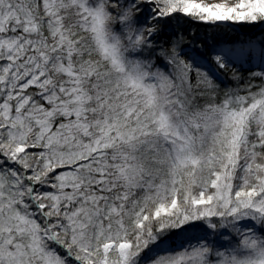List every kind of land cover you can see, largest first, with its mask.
<instances>
[{
  "label": "trees",
  "instance_id": "1",
  "mask_svg": "<svg viewBox=\"0 0 264 264\" xmlns=\"http://www.w3.org/2000/svg\"><path fill=\"white\" fill-rule=\"evenodd\" d=\"M153 2L0 0V150L10 141L24 146L13 160L0 153V178L15 194L12 213L27 218L22 225L13 219L5 235L26 243L38 231L41 242L36 252L23 250L22 264H41L45 251L62 264H101L103 245L121 240L130 245L125 264H171L169 256L177 252L184 256L176 264H264V212L251 211L264 206V186L252 173L232 197L214 192L210 219L194 218L188 202L215 190L210 172L219 170L233 145L203 142L201 162L184 167L174 181L168 171L178 141L164 136L155 121L138 127L143 114L136 119L132 108H141L145 95L126 79L136 71L148 82L156 83L150 79L157 74L168 79L170 86L157 91L167 92L165 107L187 123L192 111L212 112L227 102L237 107L239 98L249 104L264 95V65L250 50L237 60L223 54L222 46L232 48L262 19L240 24L238 31L200 15L170 12L186 2ZM97 8L121 64L112 65L94 41L88 12ZM259 33L264 45V27ZM71 62L82 66L75 69L82 72L78 82L66 74ZM13 126L22 132L17 140L9 135ZM249 130L248 140L258 141L261 128ZM256 148L246 146L239 158ZM176 189V213L156 215L157 204ZM245 190L251 207L236 199ZM235 214L249 222H233ZM80 218L87 221L78 224ZM80 225L92 236L100 228L90 238L91 250L77 245Z\"/></svg>",
  "mask_w": 264,
  "mask_h": 264
},
{
  "label": "rangeland",
  "instance_id": "2",
  "mask_svg": "<svg viewBox=\"0 0 264 264\" xmlns=\"http://www.w3.org/2000/svg\"><path fill=\"white\" fill-rule=\"evenodd\" d=\"M145 1L153 2V0ZM176 1H180L181 3L186 2V4L177 10L171 9L170 12L179 11L185 15H200L203 16V20L205 21L222 23L238 31L240 30V24L251 26L257 24L258 19H262L261 24L251 35L244 36L243 40L232 43V48H230L229 44H225L222 46V52L223 54L227 53L231 58L243 60L247 51L250 50L254 55L255 62L264 65V45L260 41L262 36L259 33V29L264 27V0ZM88 13L91 19V24L88 27L94 33V41L100 48L102 56H108L112 65L121 64L116 45L110 39L109 32H106L102 24L103 21L100 9L97 8ZM255 34L258 35L254 38ZM77 67L79 66L74 67L72 62L66 67V74L70 76V79L73 82H78L77 78L82 75V72L78 73V71L75 70ZM175 78H178L176 74ZM126 79L129 87H132L135 92H142L145 95V102L142 107L137 109V105H133L135 108H132L138 113L136 119L143 114L141 119L139 118L138 127L144 125V123L149 124L151 121H155V126L160 129L164 136H168L172 141H178L172 147V153L170 155L172 170L168 171V173L172 175L174 181L178 179V176L181 174L184 167L201 162L202 159L200 158V155H198V152L201 150V146L199 145H202L203 142L208 141L209 143H212L215 141H224L227 146L231 147V145H233V150H230V152L228 149H225V151H227L226 153L224 152L225 157L219 165V170L215 172H212L211 170L210 172V176L212 177L211 187L215 190L208 193L207 196H200L202 199L192 197L191 201L188 202V204H190V212L192 211L191 213H193L194 218L200 219V217H203L206 221L210 219L207 216H211L215 210L211 209L208 203L214 200V192L216 193L215 196L228 199L232 197L233 192H235L233 190L237 189V187L247 185L248 182H246V177L250 178L249 176L252 173L254 177L257 178L256 180L261 183V186H264V95L252 99L249 104L244 106L242 105L244 100L239 98L237 101L240 105L236 103V105H238L237 107L232 106V104L227 102L212 112H203L201 110L192 111L191 113H194V115H191L192 119L187 123L175 115L173 108L165 107V95L167 92L166 94L164 93L160 95L157 91V86H164L165 88L170 86V81L168 79L157 74L150 79V81H156V83L148 82L144 79V75L138 71L127 74ZM82 102H84V100L80 101V103ZM252 125L259 126L261 131H263L259 136L258 141L248 140L249 134L251 133L249 126ZM17 126H20V123H18ZM108 126L109 125L107 124V126L105 125L104 127L107 128ZM107 132L108 129L105 130V133ZM19 133H22L20 128L13 126V128L10 129L9 135L14 136L17 140L16 137H18ZM223 135H225V138ZM114 136H116V134ZM103 137L104 136H102V138ZM101 141L108 143V145L113 143L111 139L107 140L103 138ZM18 142L19 141H10L11 146H8L4 151L0 150L1 156L13 160L15 154L24 147L21 144H15ZM253 145H257V148L249 156L248 153L243 155V157H247V165L243 166L245 168L241 170L242 161L240 160L243 157L239 158V151L244 150L246 146ZM117 151L116 153H118ZM240 179H243V182H241ZM250 179H252V176ZM11 190L12 187H8L4 180L0 178V264H22L21 256L26 247L33 252H36L41 247V242L38 238V231H35L30 235L26 243L21 240L13 241L10 236L5 235L8 233L13 219H16V224L21 225L25 224L27 219L23 214L14 215L12 213V211H14L12 207L15 194L11 192ZM177 190L178 189L174 191V194L171 195V197L166 198L162 203L157 204L155 209L156 215L176 213V210L179 207L178 198L180 196L178 195L179 193ZM245 191L246 193L243 195L239 194L236 199L240 201L241 205L250 206L253 201L244 197L250 194L249 192L247 193V190ZM249 200H251V202H249ZM256 210L264 212V206L255 205L251 208V211ZM262 212L257 211V218H259V215H261ZM240 215L243 214H235L234 216L238 217L232 219V221L236 223L240 222V224L249 222L250 218L248 219L246 218L247 216ZM86 221L87 219L80 218L77 222L78 224H83ZM220 221V228H222V220ZM98 229L100 230V228H97L93 234L94 236H92L83 229V225H80V227L78 226V234L76 237L77 245L82 250H91L93 248L92 242L98 236L96 235L99 233ZM91 237H93L94 240H91ZM91 244L92 246L89 247ZM102 248L104 259L100 261L101 264H110L109 260H105L108 259L106 255L117 264H125L130 256V245L125 240L118 242L108 241ZM183 254V252H177L169 256V261L171 264H176V261H180L184 256ZM41 257V264H62L57 257L53 254H49L47 251H45Z\"/></svg>",
  "mask_w": 264,
  "mask_h": 264
},
{
  "label": "water",
  "instance_id": "3",
  "mask_svg": "<svg viewBox=\"0 0 264 264\" xmlns=\"http://www.w3.org/2000/svg\"><path fill=\"white\" fill-rule=\"evenodd\" d=\"M151 4H154V2L150 1Z\"/></svg>",
  "mask_w": 264,
  "mask_h": 264
}]
</instances>
